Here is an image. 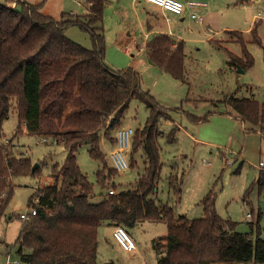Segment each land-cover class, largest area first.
I'll return each instance as SVG.
<instances>
[{
    "label": "trees",
    "instance_id": "trees-1",
    "mask_svg": "<svg viewBox=\"0 0 264 264\" xmlns=\"http://www.w3.org/2000/svg\"><path fill=\"white\" fill-rule=\"evenodd\" d=\"M82 1L88 13L64 12L55 19L43 14L40 4L0 0V136L14 108L19 121L16 135L23 133L24 124L28 133L53 137L67 149L64 162L52 167V182L38 188L30 198L32 204L38 200V211L23 224L15 242L20 264H114L97 260L99 228L121 225L129 230L144 220L167 224L165 240L155 242L158 264H264L261 211L250 223L251 232H239L236 221L218 213L213 189L200 201L203 214L199 218L177 214L169 201L159 200L165 164L159 143L163 134L160 125L172 119L171 112L181 107L167 108L143 90V78L136 69H115L107 63L103 26L107 0ZM258 24L254 23L249 39L242 31L228 30L242 48V56L224 48L233 66L245 69L254 65L247 49L249 42L262 46L264 59ZM74 25L89 34L91 49L67 36V29ZM174 40L168 33H157L145 46L153 64L186 82L184 41L175 45ZM133 99L148 110L145 124L135 129L129 154L130 167L138 164L134 156L141 154L143 171L134 186L116 190L113 179L119 172L113 164L108 165L101 141L104 138L115 146L113 132L122 126ZM223 104L230 109L229 115L235 113L242 121L246 132L264 136V101L230 95ZM213 112L205 116L186 114L191 121L200 122L208 120ZM179 129L174 127L165 136L169 143L176 141ZM84 144L89 145L90 156L101 162L96 182L107 190L97 200L93 196L95 183L77 161V151ZM32 167L30 158L16 157L0 145V218L14 192L12 177L35 174L38 169L32 172ZM183 180L184 170L171 167L167 182L175 203L180 201ZM255 187L264 192V169L247 188L244 201ZM110 189L116 191L110 193Z\"/></svg>",
    "mask_w": 264,
    "mask_h": 264
},
{
    "label": "rangeland",
    "instance_id": "rangeland-1",
    "mask_svg": "<svg viewBox=\"0 0 264 264\" xmlns=\"http://www.w3.org/2000/svg\"><path fill=\"white\" fill-rule=\"evenodd\" d=\"M24 1L33 5L40 4V11L55 19H59L64 12L83 13V6L77 0ZM195 1L204 2L206 6L196 8V12L204 16V21L187 19L184 22L185 28L182 29L183 38L187 39L184 42L186 82L175 79L150 62L146 44L143 45L145 50L138 51L134 48L133 52L126 51L133 44L117 39L118 28L123 20L111 13L113 8L106 12L105 19L106 60L116 69H136L143 78V90L149 91L160 104L172 109L181 107L180 110L171 112L172 119L163 121L160 125L163 134L159 137V143L165 164L159 183V200L169 201L177 214H185L191 219L199 218L203 214L200 201L213 189L217 194L218 213L224 218L229 217L236 221L237 231L251 232L250 223L257 220L259 211L263 213L260 226L264 227V192L260 193L258 187H255L248 201H244L243 196L258 177L260 170L264 169V138L258 132H246L244 124L235 117V113L231 118L228 112L230 109L226 108L223 100L227 96L235 95L252 96L264 101L263 48L249 42L247 49L254 57V65L245 69L235 67L229 63L230 56L224 48L239 56H242V48L233 41L236 36L225 30L242 31L249 39V32L258 21V32L264 43V0ZM168 15L172 17L171 20L173 17L178 18L171 11ZM66 34L86 48L93 47L89 34L76 25L68 28ZM210 36L215 38L211 40L212 43L208 40ZM172 37L176 39L177 36ZM208 111L216 112L208 120L200 122L191 121L186 114L191 112L205 116ZM147 117L148 110L145 105L133 99L122 125L136 129L145 124ZM18 125V117L12 108L3 123L0 144L9 140L6 150L16 157L30 158L38 170L35 174L12 177L14 192L6 213L0 220V264H6L8 255L12 261L19 260L15 242L23 224L27 223L20 218V214L31 211L34 204L30 202V198L38 188L52 182V167L61 165L67 156L63 143H56L53 137L44 141V137L28 133L24 124L23 133L16 135ZM174 127L180 128L176 134L177 139L169 143L165 136ZM101 149L106 155L108 165L112 166V146L108 140L102 139ZM88 150V144L81 146L77 151V161L81 170L95 183L93 196L97 200V196L107 188H102L96 182V171L101 167V162L92 158ZM134 158H137L138 164L119 172L113 179L116 190L136 184L137 177L143 171V160L140 153ZM171 167L177 171L184 170L182 194L180 201L176 203L174 199L171 200L173 196L167 182ZM6 193L3 192L4 197ZM128 231L136 244V249L131 252L123 250L113 241L105 240L106 232L111 233L110 229L100 230L97 260L100 263L113 261L114 264H158L155 242L165 240L167 224L164 221L144 220ZM253 235H256L255 227ZM7 244L10 245L8 249Z\"/></svg>",
    "mask_w": 264,
    "mask_h": 264
},
{
    "label": "crops",
    "instance_id": "crops-1",
    "mask_svg": "<svg viewBox=\"0 0 264 264\" xmlns=\"http://www.w3.org/2000/svg\"><path fill=\"white\" fill-rule=\"evenodd\" d=\"M77 1L78 3H81V5L83 6L82 7L83 13L81 14L88 13L89 10L84 5L83 1L82 0H77ZM184 2L186 3L187 1H184ZM12 5H14V3ZM109 9H112L111 11L112 14L117 15L119 19L123 20L121 24L119 25L120 27L118 28L117 39H119V41L121 42H132L131 44L133 45L126 48L127 52H133L134 48H136L138 51L145 50L143 45L146 44L147 40L152 35L157 34V33H162V32L168 33L171 36H177L176 40L178 42L179 41L185 42L187 39L183 38L184 35L182 34V29L185 28L184 22L187 19H190V20L194 19L191 17V13L193 12L194 8L189 6L188 4H186L184 13L182 15L173 13L174 15H177L178 18L173 17V19L171 20L172 17L168 15V13H170L169 10H165L161 8L160 6L153 4L147 0H107L106 6H105L104 17H103L105 37H106V30H107L105 26V19H106L107 13L110 12ZM127 17L130 19H128ZM167 18H170V21H167ZM193 31L194 30H192V32ZM225 31L227 32L228 30H225ZM175 32L178 35H176ZM213 39H215L213 36H210L208 38V40L211 43H212L211 40ZM178 42H175L174 44L176 45ZM147 58L150 59L148 56V53H147ZM230 116L231 118L234 117L232 115ZM261 137L264 138L263 135H261ZM108 142L110 143V141ZM110 145L112 146V149H113L114 145L112 143H110ZM103 228L105 229L107 228L111 230V233L109 234L106 232L107 237H104L105 240L113 241L114 243H117L113 238L114 226H101L99 228V231L102 230ZM9 247L10 245L7 244V249ZM157 254H158V249H157ZM157 258H158V255H157Z\"/></svg>",
    "mask_w": 264,
    "mask_h": 264
},
{
    "label": "built area",
    "instance_id": "built-area-1",
    "mask_svg": "<svg viewBox=\"0 0 264 264\" xmlns=\"http://www.w3.org/2000/svg\"><path fill=\"white\" fill-rule=\"evenodd\" d=\"M153 4L160 6L165 10H169L178 15H182L184 13L186 4L193 7L194 10L191 13V17L194 19H198L200 22L204 20V16L199 15L196 12L197 7H201L206 5L204 2L188 0L186 3L182 0H147ZM167 21H170V18H167ZM135 133V129L130 126L122 125L116 132V144L114 148L110 151V156L113 162L114 168L118 172L126 171L130 168L129 154L131 150L132 137ZM44 141H47V138H43ZM9 140L2 141L0 145L6 148L8 146ZM110 193H114V189L109 190ZM34 206L30 212H23L20 214V218L23 221H28L32 218V216L37 214V204L38 200L35 199L33 202ZM250 217V214H248ZM113 238L119 244V246L125 251H133L136 249L135 241L132 235L128 232V230L118 225L113 229ZM6 264H20V260H10L9 255ZM140 264H147V262H142Z\"/></svg>",
    "mask_w": 264,
    "mask_h": 264
},
{
    "label": "water",
    "instance_id": "water-1",
    "mask_svg": "<svg viewBox=\"0 0 264 264\" xmlns=\"http://www.w3.org/2000/svg\"><path fill=\"white\" fill-rule=\"evenodd\" d=\"M149 60H150V59H149ZM150 62H152V61L150 60ZM36 166H37V165H34V166L32 167V172L35 171Z\"/></svg>",
    "mask_w": 264,
    "mask_h": 264
}]
</instances>
